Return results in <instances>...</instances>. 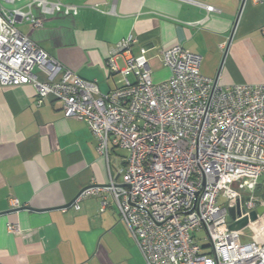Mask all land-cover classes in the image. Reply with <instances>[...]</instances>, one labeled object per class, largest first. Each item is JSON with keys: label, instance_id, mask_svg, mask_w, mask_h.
Segmentation results:
<instances>
[{"label": "built area", "instance_id": "obj_1", "mask_svg": "<svg viewBox=\"0 0 264 264\" xmlns=\"http://www.w3.org/2000/svg\"><path fill=\"white\" fill-rule=\"evenodd\" d=\"M17 1L0 4V86H33L37 106L48 98L62 102L64 118L88 126L108 166L111 151L128 153L118 180L110 174L107 184L84 189L74 209L95 196L104 211L112 198L146 264H264V212L250 218L264 208L255 195L264 175V83L225 86L220 77H206L202 57L181 45L161 53L170 77L155 83L146 51L133 55L135 40L128 37L107 62L110 74L122 76L121 86L103 94L17 28L20 20L42 26L34 6L66 14L77 8L60 0L49 7L31 0L26 13L6 8ZM241 199L237 220L247 218L253 241L231 228L229 204Z\"/></svg>", "mask_w": 264, "mask_h": 264}, {"label": "crops", "instance_id": "obj_2", "mask_svg": "<svg viewBox=\"0 0 264 264\" xmlns=\"http://www.w3.org/2000/svg\"><path fill=\"white\" fill-rule=\"evenodd\" d=\"M30 2L5 6L26 13ZM60 2L77 13L34 6L42 26L20 20L17 28L103 94L121 86L122 76L110 74L107 62L128 37L135 40L133 55L146 51L155 83L170 77L161 53L178 45L200 55L202 73L225 86L264 83V0ZM207 6L219 13H207ZM115 61L124 68L123 56ZM36 100L31 85L0 86V264H146L112 198L104 211L95 196L79 211L72 205L84 189L119 177L127 157L113 150L108 166L85 123L65 119L60 101L37 106ZM9 224L21 232L10 233Z\"/></svg>", "mask_w": 264, "mask_h": 264}, {"label": "water", "instance_id": "obj_3", "mask_svg": "<svg viewBox=\"0 0 264 264\" xmlns=\"http://www.w3.org/2000/svg\"><path fill=\"white\" fill-rule=\"evenodd\" d=\"M119 177H117L116 179L118 180ZM243 204V200H239L237 201L236 203L234 202H231L229 204V213H230V217L233 221L232 225H231V228L232 229H236V230H239V229H242L243 227L246 226L247 224V218H243V219H239L237 220L238 218L241 217V210H240V206ZM264 212V208H259L255 213H252L250 218L252 220H254L256 218V215H260V214H263Z\"/></svg>", "mask_w": 264, "mask_h": 264}, {"label": "rangeland", "instance_id": "obj_4", "mask_svg": "<svg viewBox=\"0 0 264 264\" xmlns=\"http://www.w3.org/2000/svg\"><path fill=\"white\" fill-rule=\"evenodd\" d=\"M117 154L121 157H127L128 156V153L126 151H122V150H118L117 151ZM123 158H120V161H122ZM121 166V165H120ZM259 188L257 189V192L255 193L256 197L264 200V175L260 178L259 180ZM263 187V188H262ZM222 203V201H221ZM229 221H231V218H229ZM242 231H243V238H245V241H253L252 239V232L250 229H248L246 226L242 228ZM199 240L201 245L204 246L207 244V242L204 240L206 238V234L205 232L203 231L200 235H199ZM208 250V249H206ZM208 252V251H207Z\"/></svg>", "mask_w": 264, "mask_h": 264}]
</instances>
